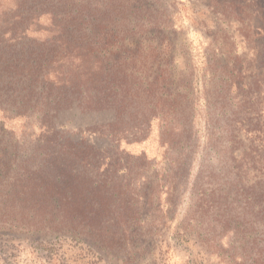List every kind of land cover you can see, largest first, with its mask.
<instances>
[{
    "label": "rangeland",
    "instance_id": "1",
    "mask_svg": "<svg viewBox=\"0 0 264 264\" xmlns=\"http://www.w3.org/2000/svg\"><path fill=\"white\" fill-rule=\"evenodd\" d=\"M45 115L118 194L102 237L24 200ZM0 264H264V0H0Z\"/></svg>",
    "mask_w": 264,
    "mask_h": 264
},
{
    "label": "trees",
    "instance_id": "2",
    "mask_svg": "<svg viewBox=\"0 0 264 264\" xmlns=\"http://www.w3.org/2000/svg\"><path fill=\"white\" fill-rule=\"evenodd\" d=\"M66 35L80 36L71 33ZM101 35L111 36V33L94 34L97 37ZM93 77L92 84L95 87L92 91H96V94L99 91L96 85L101 76L96 72ZM154 98L157 109L164 97L159 95L158 90H154ZM44 118V133L48 136L38 142L41 163L38 165L36 179L31 181L33 186L26 187L30 192L27 194L24 189V200L27 202L30 197L35 201L39 223L47 224L54 234H67L73 226L79 228V233L83 235L102 237L108 232L105 222H110L104 220L109 210L107 207L111 208L118 194H115L114 189L108 190L109 184L101 179L98 154L82 151L65 137H60L52 121L53 116L49 120L46 115ZM77 166L79 169H76ZM121 185L124 186L123 183ZM119 197L124 203L128 198L120 194ZM169 210L159 211L162 219L167 218Z\"/></svg>",
    "mask_w": 264,
    "mask_h": 264
}]
</instances>
